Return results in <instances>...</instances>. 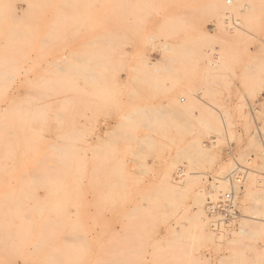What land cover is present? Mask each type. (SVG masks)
Returning a JSON list of instances; mask_svg holds the SVG:
<instances>
[{
	"label": "rangeland",
	"instance_id": "obj_1",
	"mask_svg": "<svg viewBox=\"0 0 264 264\" xmlns=\"http://www.w3.org/2000/svg\"><path fill=\"white\" fill-rule=\"evenodd\" d=\"M236 20L250 53L225 73L216 62L225 55L216 26ZM263 34L264 0H0V264H186L172 249V233L185 224L191 233L207 230L185 218L196 210L195 198L207 208L210 185L226 165L227 179L236 165L247 169L234 187L238 216L228 228L236 229L250 214L245 208L254 211L255 193L244 198L245 179L264 175V82L242 72L258 57ZM62 58L59 71L54 62ZM147 60L161 61L168 72L150 71L158 77L152 86L129 93L133 68ZM164 86L184 103L191 91L199 105L193 118L204 110L218 116L220 133L200 139L215 154L209 163L182 156L189 136L180 144L170 140L175 132L160 130L164 120L155 112L167 111L172 96ZM145 133L156 144L137 147ZM174 169L198 177L191 189L169 186ZM102 226L117 235L94 238ZM189 240L178 246L192 247L194 264H217L228 254L211 241ZM255 243L262 249L264 240ZM240 257L236 264H245Z\"/></svg>",
	"mask_w": 264,
	"mask_h": 264
},
{
	"label": "bare ground",
	"instance_id": "obj_2",
	"mask_svg": "<svg viewBox=\"0 0 264 264\" xmlns=\"http://www.w3.org/2000/svg\"><path fill=\"white\" fill-rule=\"evenodd\" d=\"M253 9V8H252ZM16 11V9H15ZM222 18L224 17H220V21L222 20ZM237 24L231 26H227V29H225L223 26L225 23H219L216 27H218V29L216 32L219 36H217V34L214 36V33L212 34L214 38H221L220 44L224 45L225 48V52L223 54H221L220 56L222 57V60H217V64L219 63L220 68L222 71H225V73L227 71H229V68H231V63L233 61H240L241 59H243V57L245 55H247L250 53V51H248L247 48H243L242 47V43L244 38H246V30L244 29L243 26L240 25V22L238 20ZM209 37V36H208ZM212 37V38H213ZM222 42V43H221ZM259 46L257 48V53H258V57L252 58L250 61H252L251 63H247V65H245L244 69L242 72L245 73V77L247 78V80L252 81L254 80L255 82H264V77L261 75V73H263L259 68V65L261 64L264 65V34L262 35V37L259 39ZM163 47L165 49H169V46L164 43ZM205 53V52H204ZM203 53V54H204ZM202 54V55H203ZM207 55V54H206ZM253 55V54H252ZM107 56V55H106ZM103 58V57H102ZM107 58V57H106ZM220 58V57H218ZM105 59V58H104ZM221 59V58H220ZM248 59V58H247ZM257 59V63L255 62ZM64 60H66L65 58H62L60 60H58L57 62H54L55 67L59 70V71H64L62 68V64H64ZM166 60V59H165ZM164 60V62H165ZM169 59H167L168 61ZM163 61V60H162ZM163 62V63H164ZM161 61H157V62H152L150 60H147L146 62L142 63L143 65H141L140 67H136L133 68V71L135 73V75L129 80V84H130V89L129 87L127 88L129 90V93L131 92H138L137 90H140L142 87H144L143 85L149 82L151 83V78L153 75H151V72H154V74L158 75L161 74L162 71L165 72V70L168 72V67L167 65H163L161 64ZM210 63V60H209ZM208 63V65H209ZM215 64V62H213ZM212 64V66L215 65ZM246 64V63H245ZM3 65V64H2ZM77 66V65H76ZM169 66V65H168ZM211 66V65H210ZM218 66V67H219ZM78 67V66H77ZM209 67V66H207ZM206 67V73L210 72V68ZM3 68V67H2ZM11 68V66H10ZM5 69V68H4ZM263 69V67H262ZM77 70V69H76ZM3 71V70H2ZM151 71V72H150ZM261 71V72H259ZM67 72V71H66ZM221 72V71H220ZM241 72V73H242ZM73 73V72H71ZM222 73V72H221ZM3 74V73H2ZM18 74V73H17ZM76 74V73H75ZM78 74V73H77ZM230 74V73H229ZM232 74V73H231ZM89 75V74H88ZM87 75V76H88ZM242 75L244 76V74L242 73ZM17 76V75H16ZM84 76V75H83ZM2 77V76H1ZM85 77V76H84ZM154 78L157 76H153ZM3 78V77H2ZM15 78V77H14ZM158 78V77H157ZM2 80V79H1ZM7 80V79H6ZM5 80V81H6ZM163 80V79H162ZM3 81V80H2ZM15 81V80H14ZM45 81V80H44ZM40 82V81H39ZM46 82V81H45ZM4 83V82H3ZM42 83V82H41ZM5 84V83H4ZM153 83H151L152 86ZM159 84V83H158ZM2 85V84H1ZM0 85V86H1ZM30 85V84H29ZM46 85V84H45ZM160 86V85H159ZM2 87V86H1ZM48 87V86H47ZM149 87V86H148ZM158 87V86H157ZM165 87V86H164ZM55 88V87H54ZM152 88V87H151ZM6 89V86H5ZM143 89V88H142ZM154 89V88H153ZM165 91L169 88L165 87L164 88ZM182 90V89H181ZM188 90H190L188 88ZM131 91V92H130ZM143 91V90H142ZM187 92V89L185 90ZM171 92L172 96L170 97V100L167 103L166 106V110L167 111H157L155 112L156 114V119L161 118V120H164V124L161 126L160 130L162 129L164 131V133L166 132H170L173 131L175 132L176 137L173 138H169L171 141H176V143H180L183 137H190L191 140L186 144V147H184V150L182 151L181 149V153L182 156H186V158L188 160H192L193 161H199V160H206V162L209 163V161H211L214 158V152L209 150V148H206L207 145H204L203 143H201L200 139L201 136H204V134H209V133H220L221 127H220V122H219V118H217L218 116L215 114V112H213L214 110H204L202 112H199L198 116L193 118L192 117V113H193V109L196 107H199V105L194 102L193 100H191V91L189 92H184V96L186 94V96L188 97V101L186 103H184V98H180V100H178V98H176L175 93H174V87L172 86V88L167 92L169 93ZM140 93V92H138ZM18 93H16L17 95ZM22 94V93H21ZM182 94V93H179ZM20 95V94H19ZM27 95V94H26ZM3 96V95H0ZM21 97V96H20ZM19 97V98H20ZM133 97V96H132ZM148 97V96H147ZM178 97V96H177ZM191 97V98H190ZM30 98V97H29ZM145 98V97H144ZM8 99V98H7ZM27 99V98H26ZM35 99V98H34ZM46 99V98H45ZM31 100V99H30ZM8 101V100H6ZM15 101V100H14ZM22 101V100H21ZM37 101V100H36ZM49 101V100H48ZM167 102V101H166ZM12 103V101H11ZM10 103V104H11ZM17 103V102H16ZM20 103V102H19ZM18 103V104H19ZM184 103V104H182ZM4 104V103H3ZM23 104V103H22ZM166 104V103H165ZM14 105V104H13ZM17 105V104H16ZM24 105V104H23ZM35 105V104H33ZM165 106V105H163ZM163 106L160 105V108H164ZM203 106V105H202ZM214 106V105H213ZM16 107V106H15ZM41 107V106H40ZM137 107V106H136ZM140 107V106H139ZM139 107L137 109H139ZM14 108V107H13ZM18 108V107H17ZM143 108V107H142ZM144 108H148L147 105L144 106ZM8 109V108H7ZM15 109V108H14ZM12 109L11 112L14 114V110ZM27 109V108H26ZM19 110V109H18ZM21 110V109H20ZM23 110V109H22ZM136 110V109H135ZM197 110V109H196ZM4 112L5 109L2 108L0 106V112ZM25 111V110H24ZM138 111V110H137ZM137 111H135V113L137 114ZM144 111V110H143ZM140 112L142 115L147 116V120L152 119L155 120V114H151L154 118H152V116H150V111L145 110L144 112ZM195 111V110H194ZM222 112V111H221ZM55 113V112H53ZM134 113V114H135ZM139 113V114H140ZM60 114V113H59ZM194 114V113H193ZM221 116H224L223 118H228V113L225 112L223 110V113H220ZM29 115V114H28ZM54 115V114H53ZM3 115L1 114V117ZM6 116V115H5ZM12 116V115H11ZM14 116V115H13ZM23 116V115H22ZM196 116V115H195ZM60 117V115H59ZM63 117V116H62ZM14 118V117H13ZM16 118V116H15ZM14 118V119H15ZM18 118V116H17ZM130 118V115L128 114H124L123 115V119H128ZM3 119V118H1ZM0 119V120H1ZM13 119V120H14ZM157 119V120H158ZM4 120V119H3ZM225 120V119H224ZM228 121V119H226ZM225 120V121H226ZM2 122V120H1ZM137 122V121H136ZM149 122V121H148ZM190 123H194V126H190ZM124 124V122H123ZM224 124V123H223ZM4 125V124H3ZM5 126V125H4ZM3 126V127H4ZM11 127V126H10ZM125 127V126H124ZM2 128V127H0ZM123 128V127H122ZM5 129V128H4ZM7 129V128H6ZM15 129V128H14ZM20 129V128H19ZM145 129V128H144ZM24 130V129H23ZM138 130V129H137ZM136 130V131H137ZM152 130V129H150ZM1 131V130H0ZM155 131V130H154ZM15 132V131H14ZM72 132V131H71ZM6 133V132H5ZM172 133V132H171ZM146 136L144 135L141 138H137V141L139 143H137V147H144L146 146H153L154 141V137L147 135V133H145ZM150 134V133H149ZM12 135V134H11ZM67 135V134H66ZM170 135V134H169ZM36 136V135H35ZM63 136V135H62ZM141 136V135H140ZM126 137V136H125ZM163 140H167L168 137L166 136H162ZM5 138V137H4ZM97 138L99 140H102L103 137L101 136H97ZM134 140V139H133ZM125 141V140H124ZM131 141V140H130ZM59 142V141H58ZM215 141L211 142L212 144H214ZM57 143V141H56ZM153 143V144H152ZM73 144V143H72ZM135 144V143H134ZM181 144V143H180ZM101 145V144H100ZM130 145V144H129ZM173 145V144H172ZM176 145V144H175ZM72 146V145H71ZM174 146V145H173ZM50 149V148H49ZM56 150V149H55ZM53 149V151H55ZM96 150V149H95ZM63 152L62 149L60 151V153ZM97 152V151H96ZM95 152V153H96ZM180 152V151H179ZM178 152V153H179ZM58 153V152H57ZM59 153V154H60ZM68 153V152H66ZM99 153V152H98ZM97 153V154H98ZM180 153V154H181ZM58 154V155H59ZM179 154V155H180ZM95 155V154H94ZM179 156H177L178 159ZM183 158V157H181ZM34 159V158H33ZM54 159V157H53ZM190 160V162H191ZM58 163V162H57ZM56 163V164H57ZM84 164V163H83ZM195 164V162H194ZM47 166V165H46ZM123 167V166H122ZM52 168V167H50ZM2 169V168H1ZM92 169V168H91ZM231 167H229L228 165L226 166H222L220 167V169L218 170V174L215 177L214 182H212V184L210 185V189H209V194H210V198L209 200H211L210 202L214 203L216 202V200L220 197L223 196L224 194H226V192L230 191L231 188L229 186V180L227 179V174H229V172ZM264 170V158L262 159V163L260 166V170ZM176 170V176L174 178H171L170 181H168L169 186L172 189H175L174 191H176L177 189H186V191L188 189H191L192 186L195 184V180L198 179L197 176H193L191 174H188L187 172H182L180 170L174 169ZM230 170V171H229ZM93 171V170H92ZM172 171V170H171ZM55 172V171H54ZM95 172V171H94ZM50 173V172H48ZM27 174V173H26ZM31 174V173H30ZM36 175V174H35ZM34 175V176H35ZM86 175V174H85ZM29 176V175H28ZM41 177V176H40ZM249 176H247L246 179H248ZM18 178V177H17ZM20 178V177H19ZM31 178V177H30ZM35 178V177H34ZM250 181L247 182L246 184V179H245V184L243 186V194H244V198L245 200L248 199L249 197H251L254 193V200H252V202L255 204L254 205V211L253 213L249 212L247 210V207L245 208V211L248 214L247 216L245 215V217L241 220H239L238 222V227L236 229L233 228H228V226H223V224H216L215 223V219L211 216H206L205 212H207V208L204 209V205L205 204L203 202L204 198L203 197H199L198 199L195 198V204L196 207L193 210V212L191 213L192 216L190 215V217H186L185 220L191 222V225H195L192 224V222L196 221L197 228H199V230L203 227H208L207 230L204 231H199L198 233H194V231H192L193 233L189 232L186 228V225H181V228H179L178 230H175L174 233V237L175 241L174 243V247H172L173 250H177L178 249V253L181 255V257H183L184 262L186 264H194L195 263V259L197 260V257L193 254H191L189 251L188 247L185 246H178L179 244H183L190 241L189 239H195V241H198V239H203V240H208L211 241L212 243L215 244L216 249L221 251V250H226L228 252L227 255L223 254L218 257L217 259V264H236V261L239 260L238 255H236L235 253V245L241 243L242 247L240 249H242L244 251V253L242 254V257H240V259L242 258L245 262V264H264V252H262L263 248H264V243L262 245V249L257 247L255 240H264V200L260 199V198H264L263 195H261L262 193H264V175L263 178H259L258 180H256L253 176L249 177ZM50 179V178H49ZM21 180V178H20ZM36 180V179H35ZM57 182V181H56ZM11 184V183H10ZM181 185V186H179ZM11 186V185H10ZM236 186V185H235ZM234 186V187H235ZM93 188V187H92ZM48 189V188H47ZM12 190V189H11ZM50 191V190H49ZM179 191V190H177ZM17 193V192H16ZM26 193V192H25ZM30 193V192H29ZM234 193H235V188H234ZM104 194V192H103ZM255 195L257 196L256 198L259 197V199H255ZM259 195V196H258ZM262 197H261V196ZM8 196V195H7ZM13 200V199H12ZM244 200V201H245ZM7 203V202H6ZM6 205V204H5ZM244 206V205H243ZM9 208V207H8ZM141 208V207H140ZM166 208V205L165 207ZM36 209V208H35ZM189 210V209H188ZM192 210V209H191ZM207 210V211H206ZM18 211V210H17ZM22 211V210H21ZM139 211V208H138ZM142 213V212H141ZM209 213V211L207 212ZM163 214V213H162ZM165 214V212H164ZM190 214V212H189ZM3 216V215H2ZM26 216V215H25ZM164 217V216H163ZM24 218V217H23ZM22 218V219H23ZM28 218V217H26ZM46 218V217H45ZM94 218V217H93ZM21 219V218H20ZM140 219V218H139ZM162 219V218H161ZM91 220V219H90ZM192 220V221H191ZM55 221V220H54ZM185 221V223H186ZM43 222V221H42ZM51 222V221H50ZM164 222V221H163ZM136 223V221H135ZM40 225V223H38ZM50 225V224H49ZM190 225V226H191ZM30 226V225H29ZM28 226V227H29ZM90 226V224H89ZM196 226V225H195ZM79 227V226H78ZM138 227V226H137ZM201 227V228H200ZM30 228V227H29ZM32 228V227H31ZM104 226L99 227V229L97 230V232L93 235L94 238L97 236L98 239L99 237H107L108 233L109 236L113 235L116 236L117 232L115 231H110V229L105 230L103 229ZM187 230H186V229ZM192 228V230H195L194 227H190ZM54 229V228H53ZM74 229V228H73ZM9 230V229H8ZM191 230V229H190ZM202 230V229H201ZM18 231V230H17ZM25 231V230H24ZM198 231V230H197ZM79 233V231H76ZM26 233V232H25ZM32 234V233H30ZM29 234V235H30ZM42 234V232H41ZM39 237H43V235H41ZM34 235V234H33ZM71 235V234H70ZM75 235V233H74ZM80 235V234H79ZM121 235V234H120ZM137 235V234H136ZM123 236V235H122ZM9 237V236H8ZM64 237V236H63ZM70 237V236H69ZM68 237V238H69ZM135 237V236H134ZM5 238V237H4ZM67 238V237H66ZM93 238V239H94ZM76 239V238H75ZM79 239V238H78ZM87 239V238H86ZM66 240V239H65ZM71 240V239H69ZM90 240V239H89ZM3 241V239H2ZM9 241V240H8ZM74 241V240H73ZM194 241V242H195ZM38 242V241H37ZM40 242V240H39ZM121 242V241H120ZM193 242V243H194ZM41 243V242H40ZM114 243V242H113ZM122 243V242H121ZM261 243V242H260ZM262 244V243H261ZM240 245V244H239ZM2 246V245H0ZM128 246V245H127ZM37 246H35L36 248ZM190 248V247H189ZM6 249V248H5ZM239 249V248H237ZM165 250V249H164ZM175 250V251H176ZM189 250V251H188ZM35 251V250H34ZM111 251V250H110ZM172 251V250H171ZM193 251V249L191 250ZM216 251V250H215ZM68 252V251H67ZM129 252V251H128ZM174 252V251H173ZM177 252V251H176ZM109 253V252H108ZM124 253V252H123ZM194 253V252H193ZM138 254V253H137ZM197 254V253H196ZM7 256V255H6ZM12 258V257H11ZM9 259V258H8ZM199 259V258H198ZM201 260V259H200ZM242 260V261H243ZM198 261V260H197ZM196 261V263H197ZM13 262V261H12ZM15 264V262H14Z\"/></svg>",
	"mask_w": 264,
	"mask_h": 264
},
{
	"label": "built area",
	"instance_id": "obj_3",
	"mask_svg": "<svg viewBox=\"0 0 264 264\" xmlns=\"http://www.w3.org/2000/svg\"><path fill=\"white\" fill-rule=\"evenodd\" d=\"M246 171L247 169L236 165L228 177L231 190L220 196L216 202H208L207 208L209 214L215 219L216 224L228 226L237 219L238 213L235 205L234 186L243 182Z\"/></svg>",
	"mask_w": 264,
	"mask_h": 264
}]
</instances>
